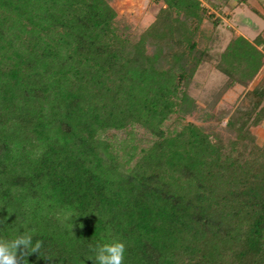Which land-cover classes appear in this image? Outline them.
Masks as SVG:
<instances>
[{
    "label": "trees",
    "instance_id": "obj_1",
    "mask_svg": "<svg viewBox=\"0 0 264 264\" xmlns=\"http://www.w3.org/2000/svg\"><path fill=\"white\" fill-rule=\"evenodd\" d=\"M110 1L0 0V239L32 230L52 260L28 264H93L90 246L112 240L124 264H264V75L207 115L216 127L185 123L195 74L224 77L216 100L246 88L264 41L214 55L196 42L199 0H161L140 33Z\"/></svg>",
    "mask_w": 264,
    "mask_h": 264
},
{
    "label": "rangeland",
    "instance_id": "obj_2",
    "mask_svg": "<svg viewBox=\"0 0 264 264\" xmlns=\"http://www.w3.org/2000/svg\"><path fill=\"white\" fill-rule=\"evenodd\" d=\"M201 6L207 11L205 20L199 27L196 35V42L199 47L209 48L211 53L217 55L229 43L232 37L235 36L237 27L230 21L231 9L227 5L226 0H199ZM224 4V5H223ZM111 7L114 9L119 18L128 22L133 32L140 33L148 27L154 20L155 14L162 7L161 0H111ZM227 6V7H226ZM239 10V9H238ZM241 12L246 13L242 9ZM236 11L235 13L240 12ZM254 27L261 28L264 25V20L256 16L248 15ZM248 21V20H247ZM240 25L239 29H243ZM251 29H246L245 33L251 34ZM264 75L263 68L254 78L248 87L236 85L220 96L217 100L215 93L224 82V77L216 71L212 66L205 65L194 76L190 84V97L195 100L197 110L185 118V123H193L201 127H216L217 121L213 118H208L207 115H213L224 110L234 109L243 99L246 90L252 89L254 84L258 82ZM216 100L213 107L210 106L212 101ZM212 108V109H211ZM225 120L222 122L224 125ZM166 131L173 132V120H169L164 124ZM133 133L141 142L140 146L145 148L153 141V137L145 130L135 127ZM252 133L257 137L259 144L264 143V122L255 128H252ZM126 132H109L105 137L109 141L114 140V136L118 140L125 138ZM137 141V142H139Z\"/></svg>",
    "mask_w": 264,
    "mask_h": 264
},
{
    "label": "clouds",
    "instance_id": "obj_3",
    "mask_svg": "<svg viewBox=\"0 0 264 264\" xmlns=\"http://www.w3.org/2000/svg\"><path fill=\"white\" fill-rule=\"evenodd\" d=\"M79 227L83 229V224ZM108 235H111L110 231ZM43 246V241L33 240L32 230L23 231L10 240L0 239V264H28V257L33 254L45 261H51L47 255H41ZM90 251L93 255L87 260H91L93 264H124L126 247L118 240L90 246Z\"/></svg>",
    "mask_w": 264,
    "mask_h": 264
},
{
    "label": "crops",
    "instance_id": "obj_4",
    "mask_svg": "<svg viewBox=\"0 0 264 264\" xmlns=\"http://www.w3.org/2000/svg\"><path fill=\"white\" fill-rule=\"evenodd\" d=\"M226 1L228 7H230L232 11L230 21L233 25H235V27H237V29H234L235 36H242L251 43H253L257 37L264 41V25L261 28H256V26L254 27L253 22H251L250 17H248V15H254L259 19L264 20V0H248L245 4L242 5L237 4L234 0ZM238 9H242L246 13L241 12V10L240 12L235 13L236 11H239ZM240 25L244 26V30L239 29ZM246 29H251L250 32L252 33H245ZM258 49L261 50V46H258Z\"/></svg>",
    "mask_w": 264,
    "mask_h": 264
}]
</instances>
